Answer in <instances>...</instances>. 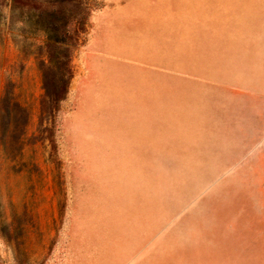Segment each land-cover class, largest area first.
<instances>
[{
    "label": "rangeland",
    "instance_id": "rangeland-1",
    "mask_svg": "<svg viewBox=\"0 0 264 264\" xmlns=\"http://www.w3.org/2000/svg\"><path fill=\"white\" fill-rule=\"evenodd\" d=\"M55 1L0 0V264H264V0Z\"/></svg>",
    "mask_w": 264,
    "mask_h": 264
},
{
    "label": "trees",
    "instance_id": "trees-1",
    "mask_svg": "<svg viewBox=\"0 0 264 264\" xmlns=\"http://www.w3.org/2000/svg\"><path fill=\"white\" fill-rule=\"evenodd\" d=\"M18 1H19V0H12V4H13V7H14V8H17V6H15V5L18 3ZM61 1H62V0H56L55 2L58 3V2H61ZM64 1H65V0H64ZM59 99H60V97H59L57 100H59Z\"/></svg>",
    "mask_w": 264,
    "mask_h": 264
}]
</instances>
